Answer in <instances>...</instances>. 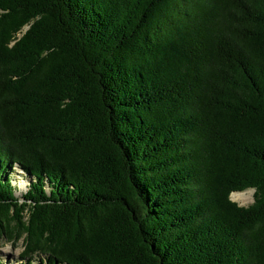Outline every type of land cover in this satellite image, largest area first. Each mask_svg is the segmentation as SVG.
<instances>
[{
	"label": "trees",
	"instance_id": "obj_1",
	"mask_svg": "<svg viewBox=\"0 0 264 264\" xmlns=\"http://www.w3.org/2000/svg\"><path fill=\"white\" fill-rule=\"evenodd\" d=\"M0 241L264 264V0H0Z\"/></svg>",
	"mask_w": 264,
	"mask_h": 264
},
{
	"label": "rangeland",
	"instance_id": "obj_2",
	"mask_svg": "<svg viewBox=\"0 0 264 264\" xmlns=\"http://www.w3.org/2000/svg\"><path fill=\"white\" fill-rule=\"evenodd\" d=\"M240 195H231V200L236 202L240 206H248L253 202V191L248 190L245 192H241ZM0 251L1 254L10 256L9 259L15 261L16 257L23 251L21 243H19L16 247L12 246L10 243H5L0 241Z\"/></svg>",
	"mask_w": 264,
	"mask_h": 264
},
{
	"label": "bare ground",
	"instance_id": "obj_3",
	"mask_svg": "<svg viewBox=\"0 0 264 264\" xmlns=\"http://www.w3.org/2000/svg\"><path fill=\"white\" fill-rule=\"evenodd\" d=\"M240 194H242V193H233L232 195H237V196H238V195H240Z\"/></svg>",
	"mask_w": 264,
	"mask_h": 264
}]
</instances>
